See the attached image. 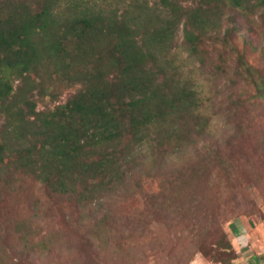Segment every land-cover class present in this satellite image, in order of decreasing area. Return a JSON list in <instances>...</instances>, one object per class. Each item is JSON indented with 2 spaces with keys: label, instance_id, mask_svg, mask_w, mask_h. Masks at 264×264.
<instances>
[{
  "label": "trees",
  "instance_id": "trees-1",
  "mask_svg": "<svg viewBox=\"0 0 264 264\" xmlns=\"http://www.w3.org/2000/svg\"><path fill=\"white\" fill-rule=\"evenodd\" d=\"M110 1L0 0V264H37L87 208L117 238L193 223L208 190L237 189L240 147L263 161L264 0ZM180 31L223 100L177 63ZM58 83L81 88L39 110ZM197 220L196 251L231 264L222 218Z\"/></svg>",
  "mask_w": 264,
  "mask_h": 264
},
{
  "label": "rangeland",
  "instance_id": "rangeland-1",
  "mask_svg": "<svg viewBox=\"0 0 264 264\" xmlns=\"http://www.w3.org/2000/svg\"><path fill=\"white\" fill-rule=\"evenodd\" d=\"M110 2L114 4L112 0ZM182 2L184 5H192L194 0ZM182 35L180 31L178 43ZM178 62L183 64L185 73L194 70L190 74L205 98L217 96L221 100L229 93V89L222 85L228 83V79L223 78L222 84L215 83L208 72L195 71L193 58L188 56L181 44L178 46ZM80 88V83H61L55 89L57 97L45 96L38 102V109L54 107L65 102ZM254 115H260V111L255 110ZM232 127L231 124L216 131L226 137ZM258 140L257 146L253 148H258L263 161L253 155L251 148L240 147L236 152L243 163L237 173L240 177L237 180V189L208 190L204 195L205 203L198 211L202 216L206 214L210 217L216 214L222 218V229L237 253L231 264H264V128L260 131ZM141 208V202L137 199L121 204V209L127 213ZM87 209L88 211L83 213V210L79 215L82 219L76 215L83 225L72 224L70 230L67 228L56 233L58 239L54 240L53 248H44L43 253H40L42 255L35 258L37 264H221L212 262L196 251L198 229L195 225L201 215L199 213L192 215L193 223L190 220L175 221L171 227L152 223L146 228L130 233L131 229H135L131 225L124 228L126 238H117L114 236V222L98 227L93 219L95 212L91 214L96 210ZM232 209L235 212H231ZM207 240L211 239L208 237ZM253 256L260 257L261 262L256 261Z\"/></svg>",
  "mask_w": 264,
  "mask_h": 264
}]
</instances>
